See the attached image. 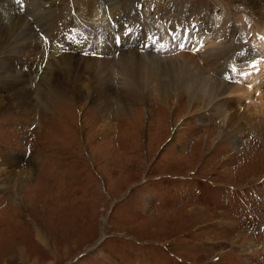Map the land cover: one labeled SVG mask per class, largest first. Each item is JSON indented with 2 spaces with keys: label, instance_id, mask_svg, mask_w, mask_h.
<instances>
[{
  "label": "rangeland",
  "instance_id": "1",
  "mask_svg": "<svg viewBox=\"0 0 264 264\" xmlns=\"http://www.w3.org/2000/svg\"><path fill=\"white\" fill-rule=\"evenodd\" d=\"M11 1L45 46L30 48L26 57L35 58L33 63L21 64L24 72L34 69L28 88L34 92L41 84L43 101L31 98L23 109L0 108V264H264V115L246 109L242 97L243 114L229 126L214 113L193 109L192 96L171 90L125 106L99 98L77 103L74 94H88L87 82L71 87L64 79L52 96L58 73L52 37L40 32L49 11L37 12L35 5L47 6L49 0H23V7ZM134 1L111 2L133 19L136 12L128 8ZM168 1L195 10V24L218 31L225 43L221 49L231 56L249 49L264 54L259 27L264 0ZM81 3L53 2L63 15ZM143 37L134 35L131 41L139 44ZM206 39L172 51L190 53L203 43L205 53L217 51ZM111 40L116 57L121 48L137 50L116 43L114 35ZM8 43L0 39L4 68L6 61L23 57ZM226 67L225 61L222 72L230 74L232 66L230 72ZM121 83L122 76L115 74L114 87L120 89ZM263 94L264 87L255 96Z\"/></svg>",
  "mask_w": 264,
  "mask_h": 264
},
{
  "label": "bare ground",
  "instance_id": "2",
  "mask_svg": "<svg viewBox=\"0 0 264 264\" xmlns=\"http://www.w3.org/2000/svg\"><path fill=\"white\" fill-rule=\"evenodd\" d=\"M111 1L108 0L109 4H107L106 0H81V4H73L65 15L59 13L57 4H53L54 0H49L47 6L43 3H35L38 5L37 12L38 10L49 11L48 23L46 27H42L44 31L40 30V32L52 37L51 48L53 60L56 63V72L61 75L62 72L67 74L65 78L58 73L53 74L52 96L59 91L60 87L57 88L59 81L64 79L71 84V87L79 86L81 81L87 82L85 84L88 94L81 91L75 92L79 95L74 94L77 103L84 99L92 101L99 98L106 101L115 100L125 106L132 100L146 96L147 98L153 95L162 97L168 93V90H171L173 94L182 93L184 98L188 95L192 96L193 109L197 108L199 113L204 111L203 113L207 115L214 113L226 120L229 126L236 123L239 113L243 114L239 101L242 97H245V101L248 102L246 109L252 108L253 111H259L261 116L264 115V94L260 97L255 96V93L259 94L260 88L264 87V54L262 51L258 55V52L248 48L249 51H246L243 56L241 54L231 56L228 49H221V45L225 43L224 38L219 37L218 31L215 33L210 27H201V24L194 23L192 18L196 15L195 10L171 4L168 0H162L160 4H157L154 12L152 9L155 7L154 3L159 2L158 0H135L131 8H128V13L131 10L136 12L133 19L127 17L122 7L112 4ZM11 2V0H0V25L3 22L4 26V31L1 26L0 39L6 44L11 43V50H19L18 55L23 57L19 56L20 58L16 60L13 58L9 63L6 61L7 67L5 68L0 63L2 64L0 66V89L3 88L8 93L0 92V95L2 94L0 108L4 110L3 112L10 107L11 109H23L33 100L42 98L41 84L34 92L28 88L31 86L29 80L32 81L28 74H32L34 69L30 67L29 73L27 70L24 72L21 64L26 67L33 63L35 58L32 60L33 57H26L30 55V48L38 51L45 46L40 42L37 34L32 32V26L27 21L29 19L26 20L18 9L12 7ZM107 5L111 9L108 13L105 10ZM11 15L13 17L7 21V24L6 22L4 24L5 19L7 20ZM51 20L52 23H50ZM135 20L143 23L142 26L137 27ZM159 20L161 23H158ZM238 20L243 21V19ZM66 22L72 25L71 29L69 26L65 27ZM260 25V29L264 30V22ZM51 27L52 33L50 32ZM200 34L203 35L202 38L194 41ZM111 35H114L116 43L120 40L121 45L124 43V45L130 44L129 46L135 49L137 47L136 52L124 51V48H121V54L116 57L114 54L117 50L111 49L110 46L112 44ZM134 35L138 39L144 36L143 42L139 40L140 43L136 44L135 41H131ZM203 38H208L206 39L208 43L217 51L212 50L213 52L205 53L206 47L203 44L201 49L192 50L190 53L172 51L180 44L188 46L189 42L190 45H200ZM35 39L41 45L39 49L38 46H34ZM152 42L156 43L158 53L153 52ZM81 46L84 49L90 46V49L78 52V47ZM147 50L150 52H146ZM159 53H165L164 59L159 56ZM93 54L96 57H93ZM225 61L227 67L232 66L230 74L222 72ZM228 69L230 72L229 67ZM117 73L123 78L120 89H116L113 84ZM24 79L27 80L26 83ZM9 94H12L11 97L8 96ZM16 104L19 105L18 108H14ZM243 108L245 110V106ZM8 173L12 175V172ZM39 237L43 240L41 235Z\"/></svg>",
  "mask_w": 264,
  "mask_h": 264
},
{
  "label": "snow or ice",
  "instance_id": "3",
  "mask_svg": "<svg viewBox=\"0 0 264 264\" xmlns=\"http://www.w3.org/2000/svg\"><path fill=\"white\" fill-rule=\"evenodd\" d=\"M17 3L21 5V7H23V0H17ZM163 47V46H162ZM182 47V46H181Z\"/></svg>",
  "mask_w": 264,
  "mask_h": 264
}]
</instances>
